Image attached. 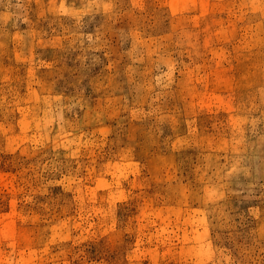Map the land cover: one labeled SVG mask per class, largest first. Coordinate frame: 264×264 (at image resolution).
I'll use <instances>...</instances> for the list:
<instances>
[{
	"label": "rangeland",
	"instance_id": "374dc122",
	"mask_svg": "<svg viewBox=\"0 0 264 264\" xmlns=\"http://www.w3.org/2000/svg\"><path fill=\"white\" fill-rule=\"evenodd\" d=\"M0 264H264V0H0Z\"/></svg>",
	"mask_w": 264,
	"mask_h": 264
}]
</instances>
